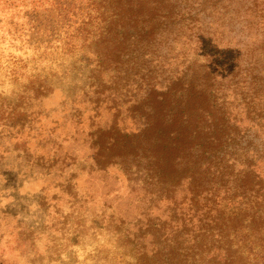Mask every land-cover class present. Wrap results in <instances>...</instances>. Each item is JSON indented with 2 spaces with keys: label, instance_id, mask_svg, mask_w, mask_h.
Segmentation results:
<instances>
[{
  "label": "rangeland",
  "instance_id": "obj_1",
  "mask_svg": "<svg viewBox=\"0 0 264 264\" xmlns=\"http://www.w3.org/2000/svg\"><path fill=\"white\" fill-rule=\"evenodd\" d=\"M183 2L190 24L162 33L153 61L120 53L99 66L97 1L0 0V264H264V132L262 184L240 210L223 180L204 174L190 191L177 173L168 188L114 144L155 120L160 94L205 60L199 37L225 21L250 33H224L223 45L263 75L264 0ZM230 108L206 110H225L241 135L264 116Z\"/></svg>",
  "mask_w": 264,
  "mask_h": 264
},
{
  "label": "trees",
  "instance_id": "obj_2",
  "mask_svg": "<svg viewBox=\"0 0 264 264\" xmlns=\"http://www.w3.org/2000/svg\"><path fill=\"white\" fill-rule=\"evenodd\" d=\"M96 1L99 66L111 63L120 53L130 60L134 56L153 61L159 41L168 39L166 35L162 37V33L172 31L175 25L183 29L184 25L190 24L185 18L188 12L183 0ZM233 26L225 21V29L215 31L209 38L199 37L198 49L205 60L198 63L197 59H192V64L173 81L177 86L171 85L160 94L162 109H155L154 121L147 122L138 131L124 134L121 141L114 144L126 146L135 158L147 164L151 176L168 188L174 187L168 176L177 173L186 175V187L190 191L191 186L198 187L203 183L204 174L223 180L221 189L227 186L224 192H241L236 195L240 197V210L246 196L249 204L253 184H262L254 157L261 156L255 138L259 131L264 132V116L255 112L250 128L257 130L245 129L241 135L225 110L218 113L206 110L214 107L232 109L230 106L233 105L246 109L250 115L249 109L264 108L263 104L258 105L260 100L264 103V64L261 77L252 72L244 73L241 61L244 53L240 47L223 45L224 33L234 32L240 39L250 33L245 32L244 25L236 20ZM258 42L263 48V34ZM256 61L250 56L244 63L256 64ZM238 74L244 75L237 77ZM241 157L245 158V163L238 172L235 168L242 161Z\"/></svg>",
  "mask_w": 264,
  "mask_h": 264
}]
</instances>
